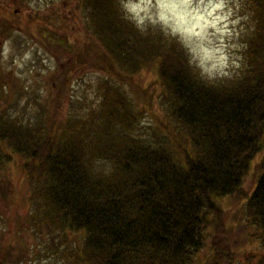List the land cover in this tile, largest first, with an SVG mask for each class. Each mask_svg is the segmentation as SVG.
Segmentation results:
<instances>
[{"label": "trees", "instance_id": "16d2710c", "mask_svg": "<svg viewBox=\"0 0 264 264\" xmlns=\"http://www.w3.org/2000/svg\"><path fill=\"white\" fill-rule=\"evenodd\" d=\"M75 1L102 49L92 66L130 86L140 69L156 70L167 115L189 148L139 137L127 93L113 80L99 85L96 105L61 125L0 110V264L27 258L23 229L73 235V246L51 242L35 253L45 251L43 264H193L205 244L203 264H264V254L243 255L227 238L230 219L217 203L244 198L241 224L252 232L243 235L264 248V159L251 193L242 190L264 148V0H246L252 26L239 73L217 80L175 39L139 30L122 10L127 0ZM10 165H20L21 186L7 180ZM26 191L30 210L20 221L15 201Z\"/></svg>", "mask_w": 264, "mask_h": 264}, {"label": "rangeland", "instance_id": "374dc122", "mask_svg": "<svg viewBox=\"0 0 264 264\" xmlns=\"http://www.w3.org/2000/svg\"><path fill=\"white\" fill-rule=\"evenodd\" d=\"M121 6L139 30L161 31L178 41L190 63L207 79L239 73L242 41L252 26L246 0H127ZM83 22L75 0H0V110L19 116L22 121L35 118L45 123L52 117L55 125H61L66 117L96 105L99 85L113 80L120 82L127 93L139 137L154 144L165 142L173 151L177 145L188 150L185 134L167 115L156 70L140 69L130 77V86L125 80L94 68V55L102 49L97 38L84 29ZM3 30L8 31L4 34ZM263 159L264 148L245 177L244 193H251L260 172L257 164ZM13 165L6 178L15 187L20 185V165L17 168ZM0 171H4L1 166ZM24 195L15 201L20 221L28 217L30 210L27 191ZM217 203L230 219L223 222L233 231L227 238L238 241L243 255L251 250L256 252L255 259L262 256L264 248L250 240L248 234L246 238L243 235L244 230L252 232L241 224L245 219L244 198L225 196ZM22 231L31 247L20 264L46 263L49 257L45 251H41L40 257L35 253L51 246V242L63 241L61 250L73 243V235L67 233L62 239L58 237L62 234L59 230L50 235L38 234L33 229ZM209 249L205 244L193 264L207 261Z\"/></svg>", "mask_w": 264, "mask_h": 264}]
</instances>
